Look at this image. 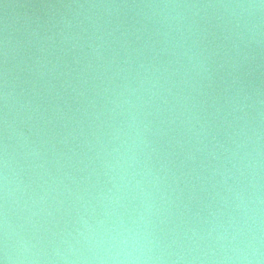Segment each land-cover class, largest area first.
Returning <instances> with one entry per match:
<instances>
[{
    "label": "water",
    "instance_id": "obj_1",
    "mask_svg": "<svg viewBox=\"0 0 264 264\" xmlns=\"http://www.w3.org/2000/svg\"><path fill=\"white\" fill-rule=\"evenodd\" d=\"M237 3L259 0H0L14 240L89 255L103 219L166 264H264V9L146 7Z\"/></svg>",
    "mask_w": 264,
    "mask_h": 264
},
{
    "label": "clouds",
    "instance_id": "obj_2",
    "mask_svg": "<svg viewBox=\"0 0 264 264\" xmlns=\"http://www.w3.org/2000/svg\"><path fill=\"white\" fill-rule=\"evenodd\" d=\"M95 7V5H92ZM130 6V5H125ZM139 7V5H135ZM83 7V5H80ZM146 7H163V8H224V9H248V10H260L264 9V0H259V3H237V4H203V5H180V4H164V5H146ZM239 26V22H237ZM247 27V25H245ZM253 25V29H255ZM253 29H249L252 31ZM5 68L3 72V91L0 92V99L4 102L5 112L2 117L4 131H5V143L3 144V156L0 158V167L3 172L0 179H2V191L4 208L0 213V264H166L165 257L161 254H155L152 246L153 241L146 238V235H142L138 230L130 228H122L120 231L104 228L105 221L100 219L96 222V227L88 223L87 220L83 221L84 230L77 233L78 237H82L84 242L88 244L87 252L89 255H77L79 250L74 249L71 244L65 253L61 254L59 251L54 252L51 257L42 255L40 252L33 251L36 247L30 240L20 236L14 240V236H18L13 232H10V224L8 220V199H9V178H8V145H7V130L9 127L8 122V101L10 92L8 91V68H7V51H5ZM130 150V148H129ZM134 159V157H133ZM132 165L129 164V167ZM138 173H126L131 175L132 180L135 179V175ZM125 176H121L120 179L125 180ZM132 180H128L129 184ZM226 182V181H225ZM140 181H136L138 186ZM111 201V197L108 198ZM117 202H119L117 200ZM143 218V217H141ZM234 231H236L234 229ZM227 233V229L225 230ZM150 235V234H149ZM226 235L218 236V240H223ZM232 240L236 239V235H232ZM79 242V241H78ZM236 255H226L224 257L227 261H232L233 264H258L260 260V253L258 248H252L249 251L241 248L231 249ZM70 256L73 257L70 259ZM183 259V256L179 257Z\"/></svg>",
    "mask_w": 264,
    "mask_h": 264
}]
</instances>
